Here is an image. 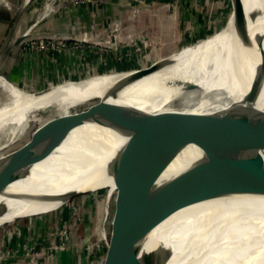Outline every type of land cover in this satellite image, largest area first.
<instances>
[{
  "label": "bare ground",
  "instance_id": "6f19581e",
  "mask_svg": "<svg viewBox=\"0 0 264 264\" xmlns=\"http://www.w3.org/2000/svg\"><path fill=\"white\" fill-rule=\"evenodd\" d=\"M235 1L242 17L237 34L232 23L220 37L177 56L176 51L143 73L138 69L108 75L95 80L90 89L84 79L45 92L80 91L58 101L31 94L0 77V94L6 96L0 104V125L19 126L32 110L54 106L59 114L92 98L110 100L109 95L116 96L112 97L116 101L113 106L127 115L136 111L131 116L141 120L139 127L129 131L94 115L71 128L43 158L27 168L23 177L0 191V224L54 211L69 201L68 192L80 196L87 190L110 186L111 161L152 114L168 111L174 98L184 95L188 102L180 106L209 112L241 102L259 63L257 38L264 37V28L259 27L264 22V0ZM229 17L232 19V13ZM245 105L264 111V82L255 103ZM49 143V138L39 143L30 156L38 155ZM200 156L193 145L181 147L158 180L163 182L160 176L166 175L168 181ZM113 192L112 185L109 194ZM163 227L164 240L148 247L154 233H163ZM155 252L160 256L150 255ZM130 264H264V196H226L182 208L134 246Z\"/></svg>",
  "mask_w": 264,
  "mask_h": 264
},
{
  "label": "water",
  "instance_id": "95a60500",
  "mask_svg": "<svg viewBox=\"0 0 264 264\" xmlns=\"http://www.w3.org/2000/svg\"><path fill=\"white\" fill-rule=\"evenodd\" d=\"M227 2V14L232 11L233 29L237 34L242 17L237 2ZM14 22L15 18L1 46L0 58L29 36L25 31L11 44ZM259 27L263 29L264 22ZM258 37L256 75L239 99L241 102L212 112L193 106H170L168 111L152 114L130 136L109 165L114 194L105 195L102 200L110 201V210L104 208L97 215L96 226L88 224L82 235L77 234L65 245L61 264H130L134 246L182 208L226 196H264V111L245 105L255 103L264 82V37ZM152 65L141 67L139 71H148ZM0 77L7 81L2 74ZM47 91L46 87L31 94ZM81 104L84 105L40 121L23 142L0 155V191L13 180L23 177L31 164L43 158L82 120L101 115L111 125L129 131L139 127L141 122L138 116H131L136 111H128L131 115H127L105 98H92ZM47 138L49 145L31 157L32 148ZM185 145H193L201 156L168 181H159L161 172ZM102 189L99 187L81 194L90 195ZM76 197L77 193L68 192L66 199ZM150 255L160 256L159 252Z\"/></svg>",
  "mask_w": 264,
  "mask_h": 264
},
{
  "label": "crops",
  "instance_id": "0c3cea01",
  "mask_svg": "<svg viewBox=\"0 0 264 264\" xmlns=\"http://www.w3.org/2000/svg\"><path fill=\"white\" fill-rule=\"evenodd\" d=\"M43 1L48 0H32L26 5L20 0L21 14L25 15V19L27 17L21 27L25 28L40 13ZM52 1L55 4V8L49 13L52 18L38 28L59 30L60 22L76 14L84 23V31L89 33L88 44L84 43L83 48L79 47L82 57L75 52L64 56L59 51L33 49L32 45L35 43L30 45L29 39H23V42L0 58V74L17 88L31 87L27 91H32L58 82L83 79L84 77H73L61 82L55 81L59 77V64L68 63L70 58L74 64L82 58L85 69L90 73L86 79L106 72L109 65L114 66L116 71L145 67L198 39L193 36L198 29L201 30L200 39L204 33L221 27L219 0H49L50 3ZM222 1L227 15L228 2ZM67 26L63 29L66 30ZM98 33L101 40L106 39L105 43L111 39V47L102 45L101 41L97 45ZM19 35L18 33L16 36ZM65 43L70 45L72 42ZM43 76L46 77V82L43 81ZM77 92L80 91L66 93L69 95ZM69 213V210L64 209L60 213L62 217L57 219L63 221ZM26 220H21V224H13L7 236L0 238V252L7 249L12 255L1 256L0 264H61L65 247L59 251L48 250L45 261L37 252L34 254L38 250L35 242L41 237L34 230L39 226L38 223L43 224V219L38 217ZM73 237L71 234L67 238L66 245ZM25 241H30L31 244L27 247L22 245Z\"/></svg>",
  "mask_w": 264,
  "mask_h": 264
},
{
  "label": "rangeland",
  "instance_id": "374dc122",
  "mask_svg": "<svg viewBox=\"0 0 264 264\" xmlns=\"http://www.w3.org/2000/svg\"><path fill=\"white\" fill-rule=\"evenodd\" d=\"M22 1H24L25 5H26L28 3H31L32 0H22ZM219 2H220L219 4H220V14H221V16H220L221 27L218 29V31H216V32H215V30L208 31L207 33H204L202 38L199 39L200 34H201V30L198 29L193 34V36L194 37L197 36L198 39H195L192 42L187 43L186 45H183L180 49L177 50V52L175 51L176 52L175 56H177V54L183 52L186 49L195 48L197 46H200L204 43L210 42L211 40L220 37L221 34L227 29V27L233 23L232 19L229 17L230 14L232 13V11L229 15L228 14L225 15V12L223 9V1L219 0ZM44 3H49V0L43 1L42 5H41L40 13H38L37 16L35 15L33 20L30 23H28L25 28H23V27H21L22 26L21 24H25V20L27 19V17L25 19V15H22L23 13L19 9V6L21 4L20 0H0V51L2 49L1 46L3 45L5 39L7 38L8 31H9V29L12 25V22L15 18V22L13 23L14 27H13V31L11 33V36L13 35V37H14L18 33L21 35V33L25 32V31L28 32L29 36L27 39H29L28 41L30 42V45L35 43V45H32V47H34L33 49L45 50L46 52H48V51H59L60 54H62V55L64 53V56L66 55V53L70 54V53H74V52L79 54V55L82 54V50L79 49V47L83 48L84 43L88 44L87 39L89 38L88 37L89 33H87V31H84L85 26H84V23L82 22V20L79 19L78 15H76V14L72 15V16L70 15V17H68L64 22H60L59 30L58 29L56 31L44 30L43 27L40 30L38 28L39 25L40 24L43 25L45 23V21L48 23V20L52 18L51 16H49V13L46 14L45 16L41 15V11H42ZM49 4H51V8H53V9L55 8V4L53 3V1H52V3H49ZM17 14H19L18 18H17V16H18ZM7 16H8V18H7ZM11 19H12V22H11ZM65 25H68L66 30L63 29L65 27ZM54 29H56V28H54ZM96 36L98 37L97 38L98 42H96L97 45H99V41H101L102 45L107 46V47H111V39L110 38H109V41L107 40L108 43H105L104 40H106V39L101 40L102 38L100 39V33H98ZM114 36H115V34H114ZM13 37H12V39H13ZM66 41H71L72 43L70 45H68V44L66 45V43H65ZM85 41H87V42H85ZM10 49H12V48H10ZM10 49L7 51V53L10 51ZM63 51H65V52H63ZM81 57H82V55H81ZM160 59H162V58H160ZM160 59H157L156 61H158ZM156 61H154V62H156ZM154 62H152V63H154ZM147 66H145V67H147ZM73 67H75V68H73ZM58 68H59V77L57 79H55L56 82H57V80H59L61 82L64 79H69V78L71 79L73 77L78 78V79L81 77H84L83 79H79L78 81H68V82H79V81H82L85 79L86 83L90 84L88 88L95 86V84H92V83L95 80L101 79L102 77H103V79H105L104 77H106L108 75L110 76L112 74H116L119 72H121L120 74H126L128 72H131V71L134 72L137 70V69H133L131 71H126V72L125 71H116V70H114L115 69L114 66L109 65L106 72L94 74V75H96V77L86 79L90 73L87 69H85L82 58L80 61H77L76 64H74V61L71 60V58H70V59H68V63H60ZM142 68H144V67H142ZM120 74H118V75H120ZM43 81L46 82L45 76H43ZM68 82L67 81H63L61 83L58 82V83H54L52 85H49L48 87L44 86L43 88L47 87V89H54V88H56V87H58L64 83H68ZM23 88H24L23 89L24 91L31 89V87H29V88L23 87ZM43 88L33 89L32 91L41 90ZM19 89H22V88H19ZM0 91H1V88H0ZM32 91H30V92H32ZM40 95L43 98L49 99L52 101H58L59 99H61V97L68 96L67 93H64V92H59L56 94H50V93L45 94V93H43ZM5 97H6L5 95L0 94V104L2 101H4L6 99ZM107 97H109L110 100H106V102L111 103V104L116 102L113 100V98H115L116 96H113V95L110 96L109 95ZM187 102H188L187 97L184 95H181L179 97L174 98L169 103V106L177 107V106H180L181 104H186ZM83 105L84 104H78L76 106L79 107V106H83ZM76 106H74L70 109L77 108ZM55 114H56L55 107L54 106H47L45 108L32 110L29 114L28 119L23 121V123H21L19 126L14 127L12 124L0 125V155L4 154L7 151H10L11 149L18 146L21 142H23V140L29 136L30 132L33 130V128L36 125H38L40 123L41 120H44L45 118L53 116ZM165 176L166 175L160 176V177H162L163 182L167 181L164 179ZM112 185L113 184L111 183L110 186H107L105 188L103 187L104 189L100 190V192L92 193L90 195H83V196L80 195L74 199H71L54 211H51L48 213H45V211H44V212L40 213V214H42L40 216H33V215H39L38 213H36V214L28 215V217L22 218L21 220H26L29 218L30 219H32V218L37 219L38 217H41L43 219V221H42L43 224L38 223L39 226L36 227V229L34 230V231H38V234L41 236L40 238H37V240L35 242V244L38 245V250H36L35 253L36 252L37 253H43L44 252L46 254V252L48 250L53 251L50 243L51 242L54 243V241L57 243L52 244V245L59 246L58 245V244H60L59 242H61L64 239L65 234L68 232V230H66L67 229L66 227L72 221H76V224L78 225L75 229H73L71 231V234H73V236H76L77 234L82 235L84 230H85V227L87 228L88 224H90V225L93 224V227L96 226L97 215H99V213H101L104 210V208L108 207L109 210L111 208L110 201L108 203H106L102 199L105 195L113 196L114 192L109 194V190L111 189ZM64 209L69 210L70 213L65 220L60 221L57 218L62 217V216H60V213H62L64 211ZM29 216H31V217H29ZM21 220H15L13 222L4 223V224L1 223L2 225H0V238L4 237V236L6 237L7 233H9V231L11 229V226L13 224H21V222H20ZM154 236L151 238V240L148 244V247L154 246L157 243L164 240V237L166 236L165 228L163 227V233L156 231L154 233ZM28 244H31L30 241H25L22 243V245H25L26 247L29 246ZM3 252L5 254L7 252V249L3 250ZM49 255H51V254H49ZM5 256H7V255H5Z\"/></svg>",
  "mask_w": 264,
  "mask_h": 264
},
{
  "label": "built area",
  "instance_id": "2783aa9c",
  "mask_svg": "<svg viewBox=\"0 0 264 264\" xmlns=\"http://www.w3.org/2000/svg\"><path fill=\"white\" fill-rule=\"evenodd\" d=\"M49 3H44L43 4V8H42V11H41V15L42 16H45L46 14L50 13L51 11H53L52 8H51V4H49ZM66 228H67L66 230H68V232L65 234L64 239L61 242H59L60 243V244H58L59 246L52 245V244H55L53 242L50 243L52 250L59 251V250H61L62 248L65 247L66 242H67L66 240L71 235V231L76 228V221H72L71 223H69ZM3 255H7V257L12 256L11 253H9V252H6L5 254H4L3 251L0 252V257L3 256ZM31 255H34V254L31 253ZM37 255L41 256L44 259V261H45V255L46 254L44 252L43 253H37Z\"/></svg>",
  "mask_w": 264,
  "mask_h": 264
},
{
  "label": "trees",
  "instance_id": "16d2710c",
  "mask_svg": "<svg viewBox=\"0 0 264 264\" xmlns=\"http://www.w3.org/2000/svg\"><path fill=\"white\" fill-rule=\"evenodd\" d=\"M7 18H8V16H7ZM10 19V18H9ZM11 22H12V19H11Z\"/></svg>",
  "mask_w": 264,
  "mask_h": 264
}]
</instances>
